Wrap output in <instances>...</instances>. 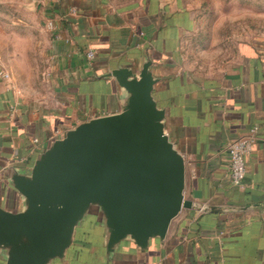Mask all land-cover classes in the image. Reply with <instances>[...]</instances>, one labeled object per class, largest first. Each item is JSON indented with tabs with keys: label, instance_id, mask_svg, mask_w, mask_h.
I'll list each match as a JSON object with an SVG mask.
<instances>
[{
	"label": "crops",
	"instance_id": "crops-1",
	"mask_svg": "<svg viewBox=\"0 0 264 264\" xmlns=\"http://www.w3.org/2000/svg\"><path fill=\"white\" fill-rule=\"evenodd\" d=\"M37 2L45 73L20 89L0 56L11 74L0 77V206L23 208L11 170L30 174L67 130L122 111L126 93L104 74L119 67L140 72L149 59L160 78L154 96L166 108V131L186 159L185 196L194 202L164 239H150L146 249L124 240L113 253L101 218L88 214L65 257L50 264H264V39L237 44L221 69L207 71L188 47L196 25L186 0ZM254 126L258 138L242 187L231 180L226 148Z\"/></svg>",
	"mask_w": 264,
	"mask_h": 264
},
{
	"label": "water",
	"instance_id": "water-1",
	"mask_svg": "<svg viewBox=\"0 0 264 264\" xmlns=\"http://www.w3.org/2000/svg\"><path fill=\"white\" fill-rule=\"evenodd\" d=\"M151 66L149 59L140 72L119 67L104 74L126 93L122 111L67 130L38 155L30 174L9 172L23 208L0 206L5 264L64 258L76 228L94 212L105 227L108 253L124 240L146 249L193 207L185 196L186 159L166 131V108L154 96L160 78Z\"/></svg>",
	"mask_w": 264,
	"mask_h": 264
},
{
	"label": "rangeland",
	"instance_id": "rangeland-1",
	"mask_svg": "<svg viewBox=\"0 0 264 264\" xmlns=\"http://www.w3.org/2000/svg\"><path fill=\"white\" fill-rule=\"evenodd\" d=\"M132 4L140 0H114ZM196 30L188 34L189 49L202 70L222 68L237 44L264 39V0H186ZM37 0H0V56L16 73L19 88L45 73ZM48 27V23H47ZM18 88V89H19ZM158 89V88H156Z\"/></svg>",
	"mask_w": 264,
	"mask_h": 264
},
{
	"label": "built area",
	"instance_id": "built-area-1",
	"mask_svg": "<svg viewBox=\"0 0 264 264\" xmlns=\"http://www.w3.org/2000/svg\"><path fill=\"white\" fill-rule=\"evenodd\" d=\"M49 27L53 28L52 22L48 24V28ZM94 55V51H89L87 54L89 59H92ZM0 77L10 79L11 74L5 68L0 66ZM258 131L259 126H254L245 135L232 139L227 144V166L229 168L231 180L235 185L242 187L245 186V177L247 173L246 158L252 153L254 143L258 138ZM34 142H38V139L35 138ZM205 210V206H199V212H203ZM262 220L264 221V213L262 215Z\"/></svg>",
	"mask_w": 264,
	"mask_h": 264
}]
</instances>
